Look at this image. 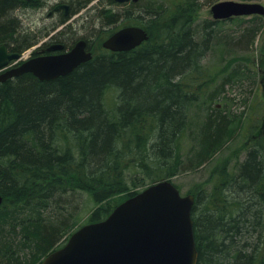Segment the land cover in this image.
Returning a JSON list of instances; mask_svg holds the SVG:
<instances>
[{
  "label": "trees",
  "instance_id": "trees-1",
  "mask_svg": "<svg viewBox=\"0 0 264 264\" xmlns=\"http://www.w3.org/2000/svg\"><path fill=\"white\" fill-rule=\"evenodd\" d=\"M48 1L0 0V44L22 54L94 0H69L70 15L61 11L47 33L23 31L17 13ZM219 1H101L89 27L93 60L53 81L24 74L0 83V264L41 263L86 217L103 221L146 187L207 163L232 139L234 121L215 100L242 69L230 71L232 58L215 82L205 60L227 21L199 18ZM125 26L144 28L148 41L130 52L102 49ZM74 35L67 27L58 42L71 46ZM208 103L195 125L193 109ZM250 129L251 137L261 132L259 123ZM187 136L193 146L185 151ZM253 138L236 174L222 169L210 191L194 195L197 264H264V145Z\"/></svg>",
  "mask_w": 264,
  "mask_h": 264
},
{
  "label": "water",
  "instance_id": "water-1",
  "mask_svg": "<svg viewBox=\"0 0 264 264\" xmlns=\"http://www.w3.org/2000/svg\"><path fill=\"white\" fill-rule=\"evenodd\" d=\"M29 2L31 0H23ZM138 0H116L124 4ZM69 13L68 5H59ZM215 21L234 17L262 16L264 5L227 0L211 8ZM149 39L140 27L122 28L103 43L113 52H130ZM56 44L49 52L62 51ZM21 55L0 44V71ZM93 59L87 42L79 41L67 53L39 56L0 75V82L31 73L41 81H53L74 72ZM4 197L0 194V208ZM193 195L182 196L171 181L154 184L119 205L100 223L76 231L67 244L52 252L42 264H197L199 253L194 235Z\"/></svg>",
  "mask_w": 264,
  "mask_h": 264
},
{
  "label": "rangeland",
  "instance_id": "rangeland-1",
  "mask_svg": "<svg viewBox=\"0 0 264 264\" xmlns=\"http://www.w3.org/2000/svg\"><path fill=\"white\" fill-rule=\"evenodd\" d=\"M60 1L63 0H49L43 8H30L29 10L18 12V17L21 20V29L33 34L44 33L47 27L58 21V15L49 17V14ZM254 2L264 5V0ZM98 3V0L94 1L88 9L71 19V23L67 27L75 32V36H87L91 39L93 34L89 27L92 25L95 27V24L98 23L96 21L97 12L93 10ZM113 9L122 11V6H115ZM199 18L201 21L206 19L214 21L211 5H206L202 9L199 13ZM254 18L255 16H246L222 24L220 26L221 43L214 46L213 51L205 60V65L211 69V73L216 79L215 82H218L219 85L224 80L222 74L227 72L224 70L226 63L232 58L237 60L230 71H238L239 66L242 69L240 74H243L237 77L234 82L225 86L223 90L219 87V95L215 100V106L220 110H224L225 114L227 112L231 120L233 119L236 130L232 134V139L226 141L227 143L222 150L213 159L198 168L191 167L193 169H189V167L183 170L178 177L172 179L180 188L183 196L196 195V193L205 190L210 191L213 184H215L216 173L218 171L221 172L222 169L233 171L235 174L238 172L240 163L245 159L247 148L252 145L251 139L254 136L251 137V124L259 123L261 132L254 138L258 140L259 147L264 145V18H262V21H254ZM253 28L255 29V35L253 33L254 37H249ZM40 51L41 47H36L28 52L32 56V53ZM208 107L209 103L206 104L204 111H199V108L193 109L191 118L195 121L199 119L194 122L195 125L205 118ZM194 133L196 134V132ZM185 144V151L193 146L188 136ZM83 200V208L90 207L91 209L94 206L93 204L90 205L87 194H84ZM87 222L88 219L86 217L82 223Z\"/></svg>",
  "mask_w": 264,
  "mask_h": 264
},
{
  "label": "flooded vegetation",
  "instance_id": "flooded-vegetation-1",
  "mask_svg": "<svg viewBox=\"0 0 264 264\" xmlns=\"http://www.w3.org/2000/svg\"><path fill=\"white\" fill-rule=\"evenodd\" d=\"M101 1H110V0H100L99 2H101ZM115 3H118V2H116V0H113ZM66 2H68V3H66ZM63 3H66V4H69V14L68 15H70V13H71V9H70V1L68 0V1H66V0H63V1H60L59 3H57L58 5L57 6H55V7H53V9H52V12L49 14V17H53V16H55V15H61L60 13H61V11H62V9H59V10H57L56 9V7H58L59 5H62ZM119 5H122V4H119ZM62 14H63V12H62ZM65 16H67V15H65ZM57 22V21H56ZM56 22L54 23V25L56 24ZM53 27V26H52ZM52 27H47L46 29H45V32L44 33H47V32H49L51 29H52ZM119 29H121V28H119ZM63 31H61V32H59V31H55L54 33H53V37H51L50 39L49 38H46L44 41H43V45H42V48H41V51L40 52H38L39 53V55H50V54H54V53H52V52H48V49L50 48V47H52L53 45H55V44H62V45H64V49L62 50V52H67V51H69V50H71L72 49V47L78 42V41H80L81 39H85V38H87V49L88 50H92L93 49V46H94V44H95V42H96V40L95 41H93V38H89V37H85V36H80V37H78V36H75L74 35V37L75 38H73V40L71 41V44H73V45H71V46H68V47H66V45L65 44H63L62 42H58V41H61V40H65L66 38H64V37H66V36H60V34L62 33ZM55 37H57V38H55Z\"/></svg>",
  "mask_w": 264,
  "mask_h": 264
}]
</instances>
